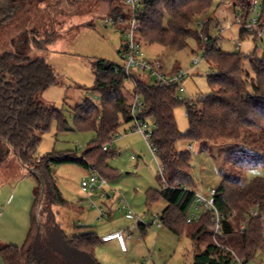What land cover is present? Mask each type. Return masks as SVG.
I'll return each instance as SVG.
<instances>
[{
    "label": "trees",
    "instance_id": "trees-1",
    "mask_svg": "<svg viewBox=\"0 0 264 264\" xmlns=\"http://www.w3.org/2000/svg\"><path fill=\"white\" fill-rule=\"evenodd\" d=\"M43 1L7 0L9 6L3 18L16 17L25 9L26 2ZM253 1L219 0V6L234 2L246 22ZM141 3L139 41L183 48L192 34L202 40L192 26L198 16L208 12L213 0H143ZM122 12L116 6L113 9L117 24L127 31L129 17ZM261 12L257 29L253 32L242 29V34L257 36L262 32L264 0ZM207 24L208 21L204 24L206 38L202 41L205 59L214 69L208 74L211 91L194 103L177 97V85L160 86L155 81H144L141 72L129 77L124 64L105 58L93 62L96 78L92 89L99 92V101L86 98L74 108L75 126L96 132L81 155L77 151L36 155L41 135L54 118L59 129H70L64 112L43 99V93L57 83L54 67L45 57L32 58L27 52L31 41L44 49L56 40V32L32 39L29 37L32 33L29 36L23 33L15 51L0 52V165L12 154L39 180L25 243L22 247L0 243L5 264H102L95 255L100 239L94 230H85L77 224L76 231L68 233L57 220L52 206L69 208L71 204L60 191L51 167L76 163L106 179L116 176L115 168L108 162L115 151L110 150L108 143L117 136L122 123L134 121L132 103L123 92L126 79L133 82L135 95H139L142 103L140 117L156 125L151 144L162 167L165 185L162 190L147 192V204L165 198L167 206L161 220L171 231L191 239L195 248L192 264H233L235 256L248 263L264 253L263 218L251 216L256 205L264 213V177L246 179L249 169L264 167V52L262 55L224 52L218 38L209 35ZM181 103L186 105L189 118L186 133L180 131L174 114ZM184 140L198 143L202 150H208L212 144L232 150L221 165L222 182L215 196V206L222 215V230L218 234L213 225V211H204L200 218L187 221L186 211L196 196V182L191 153L178 149L179 141ZM244 223L246 227L242 230Z\"/></svg>",
    "mask_w": 264,
    "mask_h": 264
},
{
    "label": "rangeland",
    "instance_id": "rangeland-1",
    "mask_svg": "<svg viewBox=\"0 0 264 264\" xmlns=\"http://www.w3.org/2000/svg\"><path fill=\"white\" fill-rule=\"evenodd\" d=\"M138 1L141 5L143 0ZM26 3L25 9H21L10 20L3 18L8 2L0 0V52L15 51L23 33H28V36L32 33L29 36L32 39V36L39 38L46 32H56V40L49 42L44 49L37 48L31 41L27 52L32 58L45 57L54 67L57 83L43 93V99L48 105L64 112L70 127L68 130L59 129L58 120L54 118L49 129L41 135L36 155L42 157L53 151H77L81 155L96 137V132L75 126L74 108L86 98L99 101V92L92 89L96 78L93 62L105 58L125 64L122 54L129 41L128 32L122 31L121 25H114L107 18L114 17L115 6L119 11L123 10V15L130 17L129 8L124 0H44L37 4ZM211 13H215V17L211 18ZM207 19L209 35L218 38V44L224 52L244 55L255 52L262 55L264 52V27L257 36L253 33L242 34L243 26L239 19L243 20L234 2L219 6V0H213L208 12L197 18L202 22ZM192 28L200 33L204 41L206 34L203 30L206 27ZM202 40L192 34L187 38L188 45L183 48L146 45L140 41L145 56L152 61L159 59L165 74L180 69L186 73L183 80L185 90H177L180 99L198 101V98L207 96L211 91L208 74L214 69L205 59ZM238 42L241 43L240 49L237 48ZM197 57L200 62L195 65ZM132 71L140 74L139 71ZM141 75L144 81L154 83L156 80L153 75L143 72ZM123 92L133 103L135 89L131 80H125ZM174 114L180 131L186 133L189 128L186 105L179 104ZM133 126V120L122 123L117 136L108 143L110 150L115 151L108 162L115 168L116 176L106 179L107 193L103 197L96 190L89 194L83 191L82 181L89 177V169L76 163L52 165V172L64 198L71 205H79L84 209L83 212L79 208L53 205V211L68 233H73L72 228L77 224L97 233L100 240L95 255L102 264H192L195 248L191 239L171 231L163 220L162 227L153 222L155 214L161 219L167 201L160 198L148 205L146 195L149 190H162L165 179L161 177V166L149 143L139 131L132 130ZM178 149L191 153L197 193L207 194L210 188L220 186V168L232 152L229 147L212 144L208 150H202L198 143L184 140L179 141ZM258 176L264 177V167H255L246 173L247 180ZM38 189V178L30 174L14 155L11 154L7 162L0 165V243L23 246L31 228V211ZM109 194L112 196L108 198ZM120 197L124 199L120 200ZM99 207H103L107 213L102 219L98 217ZM129 208L144 215V223L148 228L145 231L140 225L132 229L133 236L126 239L127 249L122 251L116 240L106 243L101 235L133 223L128 214ZM203 211V207L198 210L192 208L191 213H196L198 219ZM213 225L215 229L214 219ZM261 260H264V253H259L255 260L246 264L260 263ZM0 264H5L1 253Z\"/></svg>",
    "mask_w": 264,
    "mask_h": 264
},
{
    "label": "built area",
    "instance_id": "built-area-1",
    "mask_svg": "<svg viewBox=\"0 0 264 264\" xmlns=\"http://www.w3.org/2000/svg\"><path fill=\"white\" fill-rule=\"evenodd\" d=\"M126 5L129 8L130 17H129V26L127 29L129 35V41L125 45V53L122 54V57L125 60L124 71L127 76L131 77L133 75L132 70H136L139 72L147 73L148 75H153L156 77L155 82L160 86H170L177 85L181 91H184L185 88L183 86V80L186 77V73H184L181 69L178 71H174L171 74H165L163 71L162 63L159 59L157 60H149L143 51V44L137 38L138 31L140 29V21H139V10L141 8L140 2L138 0H124ZM262 10V0H254L251 4V15L246 22H242L239 19V22L242 24L243 29L249 32H253L257 29L259 19L261 17ZM107 21H111L112 24L116 25L117 20L115 17H108ZM208 21V19H207ZM202 22L201 20L195 21V29L203 26L206 22ZM206 38V37H205ZM241 43H237V48L240 49ZM200 62L199 57H197L194 61L195 65ZM191 102H195V100H190ZM142 103L140 101L139 95H135L134 101L131 106V112L134 117V130L139 131L144 139L149 143L153 153H155V149L151 144V136L153 130L155 128V122L149 121L145 118L140 117V112L142 111ZM104 149H107V145H104ZM133 158H135L133 156ZM162 171V167H161ZM163 178V171L161 175ZM106 186V178L100 176L97 172L91 171L88 178L83 179L82 181V189L83 191L89 194L90 191L96 190L100 193V196L103 197L107 193L105 188ZM217 193V188H210L207 194L196 193L193 203L188 207L187 213V221L193 222L194 219H197L196 213H191L192 208L198 210L201 207L204 208V211H213L214 213V222H215V234H218L222 230L221 219L222 215L217 210L215 206V196ZM124 198H120L123 200ZM0 210V215H1ZM128 214L133 219V223L127 227L125 230L110 232L102 237L103 241L116 240L121 248V250L125 251L127 249L126 239H131L132 234L131 230L145 224L144 223V215H139L134 212L131 208L128 209ZM191 214V216H189ZM107 213L103 207H99L98 217L102 219L106 216ZM251 216H262L264 221V213L259 210L257 205L251 211ZM153 222L159 226H163V222L159 219V216L155 214L153 216ZM246 227V223L241 225V229L243 230ZM233 264H246L243 259L235 256Z\"/></svg>",
    "mask_w": 264,
    "mask_h": 264
},
{
    "label": "crops",
    "instance_id": "crops-1",
    "mask_svg": "<svg viewBox=\"0 0 264 264\" xmlns=\"http://www.w3.org/2000/svg\"><path fill=\"white\" fill-rule=\"evenodd\" d=\"M212 17H215V13H211V18ZM134 127V126H133ZM132 127V130L134 129ZM110 190V189H109ZM115 192H117L116 190H114ZM197 193V192H196ZM112 196V195H111ZM110 196V194L109 195H107V197L109 198V197H111ZM119 196V195H118ZM121 198V197H120ZM70 208H79L80 210H82L83 212H84V209L82 208V207H80L79 205L78 206H76V205H70ZM203 213H204V211H203ZM202 213V214H203ZM2 214V213H1ZM202 214L201 215H199V217L198 218H200L201 216H202ZM132 224V222L129 224V225H127V227H129L130 225ZM150 224V223H149ZM126 227V228H127ZM141 227L146 231L147 230V228H148V225L147 224H143V225H141ZM126 228H123V227H120V228H117V229H115V230H113L112 232H114V231H120V230H125ZM74 231H76L75 230V228H74V226H73V228H72V232H74ZM110 233V232H109ZM106 234H108V233H104V234H102L101 236L103 237L104 235H106ZM111 241H114V240H110V241H104V242H106V243H108V242H111ZM123 251V250H122ZM264 260H261L260 261V263L259 262H257L256 261V264H263L262 262H263Z\"/></svg>",
    "mask_w": 264,
    "mask_h": 264
},
{
    "label": "water",
    "instance_id": "water-1",
    "mask_svg": "<svg viewBox=\"0 0 264 264\" xmlns=\"http://www.w3.org/2000/svg\"><path fill=\"white\" fill-rule=\"evenodd\" d=\"M44 190V184H43V181H42V191Z\"/></svg>",
    "mask_w": 264,
    "mask_h": 264
}]
</instances>
